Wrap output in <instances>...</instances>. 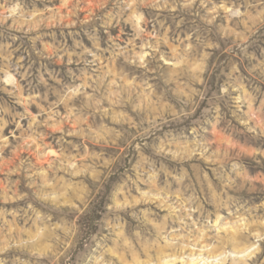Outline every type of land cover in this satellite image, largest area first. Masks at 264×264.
I'll return each instance as SVG.
<instances>
[{
	"label": "rangeland",
	"instance_id": "obj_1",
	"mask_svg": "<svg viewBox=\"0 0 264 264\" xmlns=\"http://www.w3.org/2000/svg\"><path fill=\"white\" fill-rule=\"evenodd\" d=\"M0 264H264V0H0Z\"/></svg>",
	"mask_w": 264,
	"mask_h": 264
},
{
	"label": "bare ground",
	"instance_id": "obj_2",
	"mask_svg": "<svg viewBox=\"0 0 264 264\" xmlns=\"http://www.w3.org/2000/svg\"><path fill=\"white\" fill-rule=\"evenodd\" d=\"M192 256V255H191ZM191 261H194V259H192Z\"/></svg>",
	"mask_w": 264,
	"mask_h": 264
}]
</instances>
